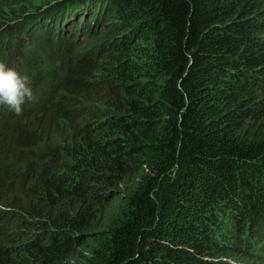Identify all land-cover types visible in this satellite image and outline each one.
<instances>
[{"label":"trees","instance_id":"1","mask_svg":"<svg viewBox=\"0 0 264 264\" xmlns=\"http://www.w3.org/2000/svg\"><path fill=\"white\" fill-rule=\"evenodd\" d=\"M37 1L0 0L34 92L0 105V264H264V0Z\"/></svg>","mask_w":264,"mask_h":264},{"label":"clouds","instance_id":"2","mask_svg":"<svg viewBox=\"0 0 264 264\" xmlns=\"http://www.w3.org/2000/svg\"><path fill=\"white\" fill-rule=\"evenodd\" d=\"M33 99L34 92L26 74L18 71L16 67H7L0 62V105H5L16 115H21L23 106L31 103Z\"/></svg>","mask_w":264,"mask_h":264},{"label":"rangeland","instance_id":"3","mask_svg":"<svg viewBox=\"0 0 264 264\" xmlns=\"http://www.w3.org/2000/svg\"><path fill=\"white\" fill-rule=\"evenodd\" d=\"M60 0H40V1H37L36 3H33L29 8L27 7H24L25 10L28 12V13H31V14H34V13H37L38 10L40 8H44V6H47V3H55V2H59ZM76 23L75 21V18H73V23H69V27H73L74 24ZM76 25L78 26V28H81L82 27V19H81V22L79 21L78 23H76ZM92 23H89V24H86L84 27L86 29H90L92 27ZM85 34H83V36L79 39V42L80 43H83L85 42ZM0 206H2V204L0 203ZM1 209V208H0Z\"/></svg>","mask_w":264,"mask_h":264},{"label":"bare ground","instance_id":"4","mask_svg":"<svg viewBox=\"0 0 264 264\" xmlns=\"http://www.w3.org/2000/svg\"><path fill=\"white\" fill-rule=\"evenodd\" d=\"M69 23H72V20H70V21L68 22V24H69ZM42 49H43V48H42Z\"/></svg>","mask_w":264,"mask_h":264}]
</instances>
